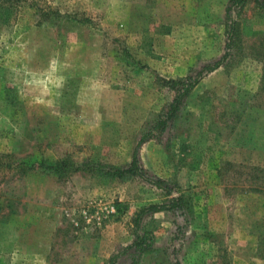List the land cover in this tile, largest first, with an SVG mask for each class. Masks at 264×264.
I'll use <instances>...</instances> for the list:
<instances>
[{
    "label": "rangeland",
    "instance_id": "rangeland-1",
    "mask_svg": "<svg viewBox=\"0 0 264 264\" xmlns=\"http://www.w3.org/2000/svg\"><path fill=\"white\" fill-rule=\"evenodd\" d=\"M7 4L0 264H109L133 242L137 213L165 193L141 178L55 177L40 161L130 164L173 97L157 77L185 78L226 53L230 0ZM235 17L241 37L226 65L139 149L143 169L192 204L187 225L172 212L146 219L156 244L139 264H264V10L249 2Z\"/></svg>",
    "mask_w": 264,
    "mask_h": 264
},
{
    "label": "trees",
    "instance_id": "trees-1",
    "mask_svg": "<svg viewBox=\"0 0 264 264\" xmlns=\"http://www.w3.org/2000/svg\"><path fill=\"white\" fill-rule=\"evenodd\" d=\"M8 0H0V17H5L6 20L11 17L10 7L7 4ZM249 2L254 3L259 9L264 10V0H230V6L226 9V53L214 60L210 64H206L200 70H195L187 77L181 79H166L160 76L157 77L158 84L161 87L168 89L173 93L167 109L160 113L156 120L149 128V131L144 135L135 149L130 164L126 166H113L98 163L92 160H85L77 163L68 160H50L42 159L39 164V169L43 173L53 175L55 177H65L76 172H91L101 176H106L111 179H124L127 177L141 178L149 184L162 190L167 200L160 204H151L142 208L136 215L133 234L134 240L121 252L113 255L109 264H118L119 260L124 256L130 259L129 264H139L144 254L152 251L156 244L155 231L151 230L146 225V219L159 213H175L180 216L184 224H189L190 216L192 215V204L185 194L175 196L173 189L169 184L160 178H155L147 173L140 164L138 152L140 147L149 140L157 139L165 134L172 125L180 118L184 101L193 93L197 86L211 73L217 71L224 65L232 56L239 37H241L240 22L236 19L237 12L242 13ZM258 57V56H257ZM262 57V59H261ZM264 64V53L259 58ZM262 90H264V75L262 78ZM35 166V165H34ZM32 166V169L35 167Z\"/></svg>",
    "mask_w": 264,
    "mask_h": 264
}]
</instances>
